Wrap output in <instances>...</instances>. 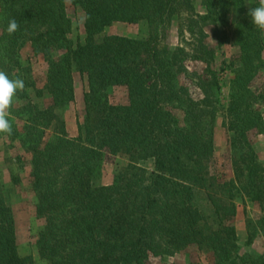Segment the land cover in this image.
Here are the masks:
<instances>
[{
	"label": "trees",
	"instance_id": "obj_1",
	"mask_svg": "<svg viewBox=\"0 0 264 264\" xmlns=\"http://www.w3.org/2000/svg\"><path fill=\"white\" fill-rule=\"evenodd\" d=\"M67 2L86 15L88 36L77 47L69 37ZM0 3L5 9L1 24L7 33L6 56L12 67L22 70L20 51L30 40L51 58L48 87L53 105L41 109L29 101L27 80L25 90L19 92L29 101L23 111L34 123L44 124L29 149L36 209L46 221L37 242L42 256L53 264H145L152 255L174 256L197 246L212 249L217 264H234L239 249L232 224L237 193L244 192L254 202L264 198V166L251 142L252 131L260 133L263 126L264 94L251 90L263 67L260 37L255 39L256 50L240 56L234 70L226 126L235 134L231 140L240 152L233 160L235 178L223 180L211 173L218 113L214 93L221 88L217 77H210L216 54L201 29L207 16L195 12L192 0ZM184 12L185 28L190 33L197 25L201 29L193 49L162 46L159 27L171 25ZM12 18L19 29L9 34ZM142 21L154 29L146 39L102 36L116 22ZM188 61L206 64L194 84ZM74 70L87 85L82 143L67 139L65 120L56 112L74 100ZM117 86L127 88L128 103H110L109 89ZM57 126L53 131L60 137L47 138L46 130ZM105 152L124 153L131 164L113 185L98 186L94 173ZM137 160L151 162V172ZM202 197L213 209V221L198 203ZM0 264H33L32 257L19 255L15 217L2 195Z\"/></svg>",
	"mask_w": 264,
	"mask_h": 264
},
{
	"label": "rangeland",
	"instance_id": "obj_2",
	"mask_svg": "<svg viewBox=\"0 0 264 264\" xmlns=\"http://www.w3.org/2000/svg\"><path fill=\"white\" fill-rule=\"evenodd\" d=\"M195 12L207 16L203 28L208 36L209 46L216 54L212 63V74L217 77L221 88L215 94L218 107L216 127L214 128L215 154L211 162V173L223 180L235 178L233 160L240 152V146H235L231 140L232 135L226 124L228 123V108L231 101L232 85L235 79V67L239 66L238 59L245 53H253L256 36L261 39L263 49V67L251 90L264 94V31L257 28L248 15L250 7L259 6V0H192ZM67 13L71 19V33L69 35L74 47L84 44L87 39L86 15L75 5L67 2ZM5 9L0 3V70L8 73L10 78L21 76L28 81L27 90L29 101L41 109L53 105L54 99L49 91L48 81L51 73V58L35 49L33 41H28L20 51L19 62L22 70L12 67L6 56L9 46L5 45L7 33L2 27ZM187 13L176 17L171 25L159 27L162 46L172 49L178 46L191 51L201 30L197 25L194 33L185 28ZM154 29L147 22L124 23L116 22L108 26L102 36L119 35L133 39H146ZM99 36V37H102ZM248 43V45H247ZM191 83L194 84L196 76L203 74L206 64L201 61H188L186 63ZM19 71V72H18ZM198 72V73H197ZM74 84V100L68 106L56 108L57 114L65 120L67 125V139L82 143V125L85 117L86 82L81 74L74 70L72 73ZM184 79V78H183ZM185 82V81H184ZM195 94V92H194ZM109 101L112 105L126 104L129 101L126 87L117 86L109 89ZM19 97V92L10 109L12 133H0V195L13 211L15 217L17 247L21 257H32L33 264H53L42 256L37 246L41 232L46 221L37 213L38 198L34 191L32 153L29 152L31 140L40 136L43 131V122L34 123L33 119L23 111L29 102ZM182 106V105H181ZM263 117V126L260 133L255 129L251 133V142L259 162L264 166V101L260 104ZM55 127V126H54ZM46 130V137L56 139L60 134L53 129ZM27 140H29L27 142ZM137 163L144 166L150 173L151 162ZM131 164L130 157L124 153L113 155L105 152L99 167L95 171L96 185H113L119 175ZM241 183H238L239 187ZM237 215L232 224L238 234L239 249L234 255V264H264V198L260 202L252 201L244 192H238L235 199ZM203 213L213 221V209L204 197L198 199ZM145 264H217V257L210 248L203 250L191 246L174 256H151ZM227 264H230L227 263Z\"/></svg>",
	"mask_w": 264,
	"mask_h": 264
},
{
	"label": "clouds",
	"instance_id": "obj_3",
	"mask_svg": "<svg viewBox=\"0 0 264 264\" xmlns=\"http://www.w3.org/2000/svg\"><path fill=\"white\" fill-rule=\"evenodd\" d=\"M248 15L252 23L264 31V0H259V6L250 7ZM19 29V24L12 18L8 22L7 32L14 34ZM25 90L23 79L10 78L8 73L0 70V133H12V123L10 121V109L17 97L18 92Z\"/></svg>",
	"mask_w": 264,
	"mask_h": 264
},
{
	"label": "crops",
	"instance_id": "obj_4",
	"mask_svg": "<svg viewBox=\"0 0 264 264\" xmlns=\"http://www.w3.org/2000/svg\"><path fill=\"white\" fill-rule=\"evenodd\" d=\"M119 36V35H118Z\"/></svg>",
	"mask_w": 264,
	"mask_h": 264
}]
</instances>
